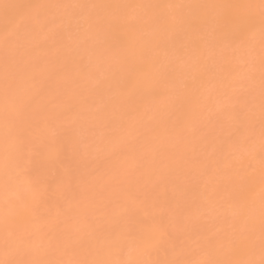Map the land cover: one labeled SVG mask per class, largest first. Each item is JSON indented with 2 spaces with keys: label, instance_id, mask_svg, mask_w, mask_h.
Masks as SVG:
<instances>
[{
  "label": "bare ground",
  "instance_id": "6f19581e",
  "mask_svg": "<svg viewBox=\"0 0 264 264\" xmlns=\"http://www.w3.org/2000/svg\"><path fill=\"white\" fill-rule=\"evenodd\" d=\"M0 264H264V0H0Z\"/></svg>",
  "mask_w": 264,
  "mask_h": 264
}]
</instances>
